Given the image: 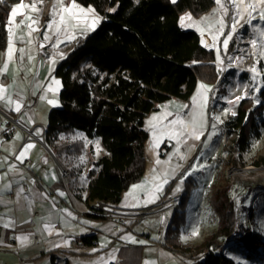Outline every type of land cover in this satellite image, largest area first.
<instances>
[{"label": "crops", "instance_id": "crops-1", "mask_svg": "<svg viewBox=\"0 0 264 264\" xmlns=\"http://www.w3.org/2000/svg\"><path fill=\"white\" fill-rule=\"evenodd\" d=\"M33 4L39 7L36 0H20L12 5L6 23V47L0 51V148L20 157L18 160L23 163L16 164L8 156L0 158V264H56L54 256L57 254H63L65 264H158L169 257L163 242L176 245L200 243L201 232L205 229L202 209L208 187L214 185L216 175L211 157L219 152L220 134L204 154L197 149L196 156L185 167L184 172L188 171L183 173L187 177L183 192H187L189 186L196 188L201 184L196 218L189 222L188 234H175L178 231L172 220L177 211L175 207L168 211L171 215L168 221L164 218L148 227H140L134 219H123L116 214L104 219L83 214L76 219L74 199L79 198L76 191H82L70 177V170L62 171L59 165L62 161L45 142L48 116H36L38 109L50 110L59 106L61 81L54 70L73 47L70 48L67 30L63 31L62 37L52 40L53 32H47V25L44 26L37 12L32 10ZM18 5L21 7L10 23L12 10ZM219 12L225 18V13ZM58 14L60 26L63 13ZM189 17L187 24L202 25L203 22L198 21L200 17ZM183 27L198 32L195 27ZM211 35L216 39L221 33L212 31ZM67 42L69 44L65 45ZM10 43L11 59L8 58ZM56 81H59L58 85ZM220 83L218 86H223ZM2 111L10 118L4 117ZM152 117L157 131L178 129L172 122L174 116ZM147 133L144 174L127 187L120 202L112 204L113 207L140 209L152 206L167 192L169 185L181 187L179 180L175 182L171 177L169 169L172 161L167 154L172 148V140L153 141ZM26 145L32 147L26 148ZM101 154L102 150L98 156L93 155L94 159ZM69 160L70 156L66 155L65 162L70 165ZM194 161L201 169L189 174ZM78 179L81 181L80 176ZM81 185L80 182L78 188ZM133 185L140 187L133 188ZM194 193L197 194L192 189L190 196ZM175 228L177 231L172 236L170 231ZM154 232H158V239L153 237ZM87 236L93 239L83 242L81 238Z\"/></svg>", "mask_w": 264, "mask_h": 264}, {"label": "trees", "instance_id": "trees-1", "mask_svg": "<svg viewBox=\"0 0 264 264\" xmlns=\"http://www.w3.org/2000/svg\"><path fill=\"white\" fill-rule=\"evenodd\" d=\"M19 1L0 0V51L7 43L8 13ZM74 1L92 6L101 21L55 67L61 81L60 104L48 112L44 139L61 161L86 151L84 185L78 188L80 170L71 169L70 177L82 191H76L77 197L89 205L85 214L104 219L106 214L91 202L119 203L127 187L144 174L147 114L171 98L188 99L198 80L220 77L213 48L202 43L197 31L179 23L182 13L198 18L216 4L215 0ZM258 94L264 98V76ZM259 107L253 98L244 97L225 121L228 132L235 135L233 149H244L248 139L259 134L255 116ZM68 135L70 141L60 140ZM94 139L102 150L96 159ZM186 198L183 192L179 205ZM176 215L180 212L175 211L172 220ZM92 239L81 238L86 243ZM237 240L245 247L247 260L264 247L261 235L248 229ZM196 264L236 263L222 251L209 249Z\"/></svg>", "mask_w": 264, "mask_h": 264}, {"label": "rangeland", "instance_id": "rangeland-1", "mask_svg": "<svg viewBox=\"0 0 264 264\" xmlns=\"http://www.w3.org/2000/svg\"><path fill=\"white\" fill-rule=\"evenodd\" d=\"M36 2L39 5L35 10L38 19L41 18V23L44 26L47 25L48 33L53 32L52 40L59 39L62 37L63 31L67 30L70 33V48H74L101 21V17L92 6L82 5L74 0H36ZM73 2L79 8L84 9L86 13L88 9H93L94 12L87 13L86 17L82 13H74L79 18H73L68 13H63L64 20L59 26L58 17L60 15L58 13L61 14V6L68 7ZM255 3L256 0H221V3L217 4L215 0V7L198 19L199 23L203 22L205 26L203 23L198 26L187 24L189 16H191L189 12H184L180 16L179 23L182 26L195 27L200 33L202 43L213 48L215 64L220 77L209 82L198 80L188 101L171 98L160 104L158 110L148 113V117L144 120V128L149 132L153 141L166 139L170 142L172 140V148L167 154L169 161H172L169 169L171 177L175 182L179 180L181 187L172 184L170 189H176L183 193L185 188L183 182L187 178L183 173L188 171L184 172L186 165L196 156L197 149L202 154L209 149L215 139L219 137V126L222 123L225 124V121L234 115L238 102L244 97L253 98L254 103L260 106L256 109L255 115L257 116L259 134L251 136L244 149L236 148L235 155H230L225 147L217 146L219 152L211 157L216 169L214 185L208 187L205 205L202 209V221L205 225V229L201 232L202 241L196 245H176L163 242L162 245L168 249L169 257L161 259L158 264H196L197 260L209 249L222 251L236 264H264V247L255 249L252 252L253 259L247 260L244 255L245 247L234 238L236 234L240 236L248 229L260 234L264 239V98L258 94L263 85L264 76V19H261V15L264 14V6L249 7ZM219 10L225 13V18L222 17ZM234 13L238 14V20L233 19ZM229 16L230 20L227 21ZM94 18H99V23L95 28H91L90 25ZM205 20L208 22L205 23ZM238 23L251 31L249 47L252 63L246 64L243 56H240L231 66L222 67L224 50L234 40L235 31L240 27L237 25ZM205 27L207 30L204 31ZM212 31H218L221 35L214 39L215 37L211 35ZM64 44L67 45L69 42ZM219 81L223 86H218ZM238 97L239 99H237ZM48 111L49 108L47 110L38 109L36 116H48ZM152 116H174L172 122L174 121V125L178 129L157 131ZM78 136L81 135L78 133ZM197 137L199 138L197 139ZM60 140L70 141V136H61ZM92 147L93 155L98 156L101 153V148L96 139L92 140ZM69 161L70 165L64 160L61 162L66 168L64 172L71 169L80 170V182L83 185L85 182L83 172L89 165L86 151L80 156H70ZM197 164L194 161L192 169H189V174L191 171H200L201 168ZM231 176H234L233 182H230ZM187 189L188 194L185 202L175 206L180 215L174 217L173 224L175 223L178 231L176 228L172 229L170 231L172 236L176 231V235L188 234L189 222L196 218L197 195L201 190V184L199 183L196 188L189 186ZM192 189L197 194L194 193L193 196H190ZM163 195L152 206L157 204ZM170 209L151 215H137L132 219L140 227H148L149 224H155L164 218H167L168 221L171 216L168 212ZM227 231L230 232L229 235L226 234ZM153 237L158 239V232H154ZM207 240L210 241V244L207 243ZM179 248H185L186 251L194 249V253L190 255L192 259H184L178 252Z\"/></svg>", "mask_w": 264, "mask_h": 264}, {"label": "built area", "instance_id": "built-area-1", "mask_svg": "<svg viewBox=\"0 0 264 264\" xmlns=\"http://www.w3.org/2000/svg\"><path fill=\"white\" fill-rule=\"evenodd\" d=\"M234 18L238 20V14L234 13ZM237 25L240 26L238 23ZM251 31L246 29L243 26H240L237 31H235L234 34V40L229 43L228 47L224 50L223 53V62H222V67L225 66H231L236 58L243 56L244 62L246 64H251L252 59H251V50H250V37ZM2 114L6 118H10V115L2 111ZM220 129V135L221 138L218 142V147H225L230 155H235V149L231 147L233 140L235 138L234 134H231L228 132L227 126L222 123L219 126ZM4 156H8L12 161H14L16 164L22 165L23 163L19 161L16 157L15 154H8L5 153L1 148H0V158H3ZM232 157V156H231ZM59 165L62 169V171H66V168L62 165L61 162H59ZM234 181V176H231L230 182ZM182 193L179 190L176 189H169L163 197L160 199V201L153 205V206H147L142 209H121L118 207H113L112 204L103 202V201H93L91 202V206L96 208L98 211L106 214V216H112L114 214L118 215L121 218H134L137 215H151L154 214L155 212L160 213L161 211L165 209H169L172 207H175L181 200ZM74 204H75V216L76 219L79 220L85 212L89 211V205L81 198H75L74 199ZM239 235L236 234L234 238H238ZM194 249H190L188 251L185 250V248H179L178 252L179 254L184 257L186 260H191L192 253H194ZM200 259V258H199ZM198 259V260H199ZM54 261L56 264H65V259L63 254H57L54 256Z\"/></svg>", "mask_w": 264, "mask_h": 264}, {"label": "snow or ice", "instance_id": "snow-or-ice-1", "mask_svg": "<svg viewBox=\"0 0 264 264\" xmlns=\"http://www.w3.org/2000/svg\"><path fill=\"white\" fill-rule=\"evenodd\" d=\"M173 2H175V0H173ZM216 2H217V4H220L221 0H216ZM261 6H264V0H256L255 4L249 5V7H252V8L261 7ZM19 7H21V6L18 5L16 8H14L12 10V13H11V16H10V20H9L10 23L12 22V18L15 17V15L17 14V9ZM31 8H32L33 11L37 10L35 4H33L31 6ZM76 12L82 13L86 17L87 13L94 12V10L93 9H88L87 13H86L84 9L79 8L74 2L68 7H63V5L61 6V13H68L70 16H73V18H79L78 16L74 15V13H76ZM189 19H190V17H189ZM261 19H264V14L261 15ZM63 20H64V16L61 15V21H63ZM181 20L183 21L184 18L182 17ZM97 23H99V18H94L93 22L90 25V27L91 28H95ZM225 43H227V41H225ZM11 54H12V47H11V43H10L9 50H8V58L9 59H11ZM55 83L58 85L59 81H56ZM237 99H239V97ZM198 138L199 137H197V139ZM30 147H32V145H26V148H30ZM19 158L20 157H17V159H19ZM138 187H140V185H133V188H138ZM193 235H196V233L193 232ZM25 239H27V238H25ZM141 243H143V241H141Z\"/></svg>", "mask_w": 264, "mask_h": 264}, {"label": "bare ground", "instance_id": "bare-ground-1", "mask_svg": "<svg viewBox=\"0 0 264 264\" xmlns=\"http://www.w3.org/2000/svg\"><path fill=\"white\" fill-rule=\"evenodd\" d=\"M86 9V8H85Z\"/></svg>", "mask_w": 264, "mask_h": 264}]
</instances>
